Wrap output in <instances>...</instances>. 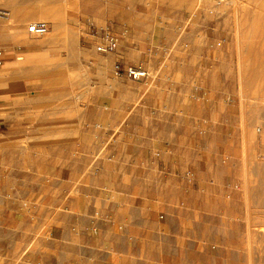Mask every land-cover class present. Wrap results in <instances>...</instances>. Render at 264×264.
Returning <instances> with one entry per match:
<instances>
[{"label": "rangeland", "instance_id": "rangeland-1", "mask_svg": "<svg viewBox=\"0 0 264 264\" xmlns=\"http://www.w3.org/2000/svg\"><path fill=\"white\" fill-rule=\"evenodd\" d=\"M21 1L0 0L4 62L15 51L14 67H0V94L18 90L17 104L0 102V264H28L25 240L14 242L18 223H38L25 196L50 216L86 176L145 200L144 227L132 231L144 264H264V0ZM32 22L49 32L26 35L25 47L18 27ZM148 25L163 31L152 44ZM106 30L125 38L116 55L96 51ZM117 61L159 83L115 77ZM255 97L261 111L251 120ZM105 122L142 136L119 144L112 164L95 155ZM128 166L141 188L120 186ZM23 178L51 181L32 193Z\"/></svg>", "mask_w": 264, "mask_h": 264}, {"label": "crops", "instance_id": "crops-1", "mask_svg": "<svg viewBox=\"0 0 264 264\" xmlns=\"http://www.w3.org/2000/svg\"><path fill=\"white\" fill-rule=\"evenodd\" d=\"M12 6L15 7V5ZM17 7L34 8L35 6L16 5V8ZM35 8H38L40 12L44 10L42 9L44 7L38 6ZM6 12L9 13L12 11L9 9L6 10ZM168 20L169 19L161 18L158 27L160 29H165L169 25ZM18 31L19 40H17V42L27 47L25 38L26 35L29 34L27 26L20 25ZM129 31L130 26L126 28L124 37L128 35ZM160 32L156 33V29L152 27V25H148L143 28L142 35L147 37L148 40L146 43L152 44L155 41V36ZM7 36L10 37L9 33ZM118 37L121 46V41L124 37L122 35ZM182 42L183 41L179 42L180 47L184 50H188L190 47L189 43H186V41ZM10 43L12 42L10 41ZM119 50L120 47L116 52L110 55H116ZM28 53L25 55H28ZM14 57L15 51L7 54L3 64L5 65L7 62L6 69H12V67H14ZM116 63H120L124 67L121 62L117 61ZM164 76L170 77L169 75ZM123 78L127 79L126 77ZM156 79L157 77L152 81L153 84L158 82ZM14 91L18 92V90L9 91L8 89L2 91L0 94V98H2L0 102L3 104H17L18 102L12 97V92L15 93ZM154 110L155 113L151 112L152 115L157 114V110ZM100 124L104 126L103 129L105 131L95 135L98 142L95 155L97 154L96 158L101 157V160L107 161V163L112 164L116 162L118 153L117 147L119 144L133 139L140 140L142 138L139 130L136 128H128V124L125 122H105ZM117 125H122L123 128H121L117 138L114 139L117 142L108 146L109 142L113 141V133L109 131H116ZM114 126H116L115 129ZM103 146L106 148L100 151V148ZM155 162V160L150 161L151 167H153V164L155 165ZM138 166L142 167L143 163L142 165L138 163ZM130 168L132 167H126L123 175L118 177L121 183L120 186L129 189L141 188L142 179L131 176ZM130 177L132 181L127 185L126 181ZM20 181H23V188H27L30 191L32 190L31 192L33 193L35 189L49 186L51 180L50 178H46L39 182H30L28 178H23ZM90 184L92 183L89 182V176H86L82 182H77L75 186L72 187V190L75 188L79 190L78 196L73 197L71 196L72 194L68 196H59L54 201L57 207L54 213L45 217H41L39 214L37 216L39 203L31 198L34 194L25 196V200L30 204L32 203L34 206L33 211L27 216L30 219H35L36 222L38 220V223L32 222L28 226L24 225L21 229L18 223L16 228L17 232L14 235L16 238L14 242L15 244L18 243L17 240H19V238L25 240L27 246L24 248L23 254H27V257L24 258L28 264H144L141 261L142 255L146 254V251H143L140 247L135 249L139 244L138 240L134 238L137 236L134 232L136 230L141 232V229L144 227L141 223L143 220L142 206L145 201L143 197L137 195V192H119L114 189L110 183L103 184L99 187ZM27 194L31 193L29 192ZM131 205L133 206V212L132 208H129ZM127 209L130 210L127 211ZM59 211L61 212L58 213ZM45 219L48 221L46 220L44 222L43 220ZM164 219V216L159 217V220ZM41 221H43V223ZM26 226L28 229H26ZM27 230L30 231L28 234L26 233ZM37 237L40 238L36 240L35 238ZM8 243L10 245L11 241L8 240L7 244Z\"/></svg>", "mask_w": 264, "mask_h": 264}, {"label": "built area", "instance_id": "built-area-1", "mask_svg": "<svg viewBox=\"0 0 264 264\" xmlns=\"http://www.w3.org/2000/svg\"><path fill=\"white\" fill-rule=\"evenodd\" d=\"M7 14L4 11H0V18L6 17ZM28 33L38 37H44L49 32V27L44 22H32L27 26ZM119 49V39L113 35L110 31L106 30L101 37L100 43L96 47V51L100 54H112ZM3 53L0 51V67L3 66ZM114 75L117 78L126 77L132 82H144L149 80H155V77L144 68L141 67H126L121 64H116L114 67ZM1 126V123H0ZM260 132V130H258Z\"/></svg>", "mask_w": 264, "mask_h": 264}, {"label": "bare ground", "instance_id": "bare-ground-1", "mask_svg": "<svg viewBox=\"0 0 264 264\" xmlns=\"http://www.w3.org/2000/svg\"><path fill=\"white\" fill-rule=\"evenodd\" d=\"M22 3H25V2H27L26 0H22L21 1ZM8 3H10V2H8ZM15 2L13 1V3L11 2V4H14ZM18 3V2H17ZM15 5H17V4H15ZM7 6H10V4L9 5H7ZM13 7V6H12ZM16 8V7H15ZM14 7L13 8H11L12 10H14L15 9ZM31 12H33V10H30ZM20 12H22V10H14V12L12 13V15H14V18L15 17H18L19 16V13ZM22 59V58H21ZM253 99V98H252ZM258 98H254V100H255V102L254 103H252L253 105L251 106V110H250V112H251V120H252V118L254 117V116H256L258 113H260V105L257 103L258 101H256ZM251 100V99H250ZM253 100V101H254ZM252 139V138H251ZM261 145L262 146H264V137L262 138V140H261ZM253 146L254 147H258L259 146V143L258 142H256V141H254V143H253Z\"/></svg>", "mask_w": 264, "mask_h": 264}]
</instances>
